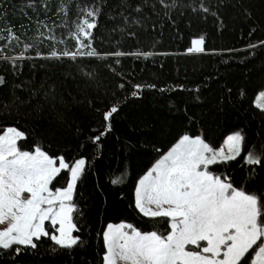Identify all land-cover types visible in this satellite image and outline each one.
<instances>
[{"label":"trees","instance_id":"16d2710c","mask_svg":"<svg viewBox=\"0 0 264 264\" xmlns=\"http://www.w3.org/2000/svg\"><path fill=\"white\" fill-rule=\"evenodd\" d=\"M204 3L217 16L193 11L199 0H175L170 9L158 0H0V105H10L0 106V129L23 131L21 150L40 146L69 165L86 161L72 201L81 243L61 249L44 237L19 255L0 250V264H102L109 223L167 234L165 219L135 207V189L185 134L217 148L242 132L241 155L209 170L237 188L264 191V165L245 163L249 149L264 142V112L255 106L264 89V0ZM86 11L97 12L91 45L98 55L64 56L77 51L72 34ZM201 36L205 52L188 53ZM13 97L25 103L12 104ZM114 105L117 113L105 121ZM68 181L62 170L50 188Z\"/></svg>","mask_w":264,"mask_h":264},{"label":"snow or ice","instance_id":"6c2138e0","mask_svg":"<svg viewBox=\"0 0 264 264\" xmlns=\"http://www.w3.org/2000/svg\"><path fill=\"white\" fill-rule=\"evenodd\" d=\"M158 2L169 9L175 6V0ZM199 3L201 7L197 9L193 5V11L217 16L204 0ZM141 10L140 6L135 8L137 12ZM96 15L95 11H86L72 34L77 40V51H65L64 56L75 59L77 55H98L91 45ZM204 44V36L194 39L187 52L204 53ZM254 47L257 45H249ZM84 48L89 50L85 52ZM56 55L52 53L53 57ZM113 55L119 57L126 53L117 51ZM133 55L147 58L152 53ZM5 83L0 76V86ZM134 87L139 90L142 86ZM17 102L25 103L13 97L12 104ZM255 106L264 112V91L258 94ZM117 111L118 105L112 106L104 114V120L109 121ZM106 131H111L110 123ZM105 134L100 133L93 142ZM26 138L16 127L0 129V250L19 255L25 249H37V242L44 237L61 249H73L81 239L73 235L78 227L73 215L77 207L72 201L86 161L80 158L70 166L63 156L49 155L40 146L33 151L21 150L18 142ZM244 142L245 136L240 131L229 135L225 140L226 155L223 148L213 149L200 136L180 137L139 180L135 189V207L139 212L151 219H165L170 231L167 234L156 230L145 232L131 223H109L103 232L106 252L102 264H264V191L237 188L227 177L209 170L210 165L240 156ZM245 163L264 165V142L249 149ZM61 170H68L71 180L66 187L52 190L50 185ZM120 179L115 178L112 183H119ZM46 222H50L54 231L46 227Z\"/></svg>","mask_w":264,"mask_h":264},{"label":"rangeland","instance_id":"374dc122","mask_svg":"<svg viewBox=\"0 0 264 264\" xmlns=\"http://www.w3.org/2000/svg\"><path fill=\"white\" fill-rule=\"evenodd\" d=\"M89 19H92V18H89ZM81 20H82V19H80V21L78 22V24L81 22ZM75 30H76V28H75ZM76 41H77V40H76ZM84 42H85L86 44L88 43L87 40H85ZM77 48H78V44H77ZM84 49H85V48H84ZM84 49H83V50H84ZM87 49H88V48H87ZM262 91H264V89H263ZM257 96H258V95H257ZM256 98H257V97H256ZM255 103H256V100H255ZM234 133H235V132H234ZM234 133H231V134H234ZM231 134H229V135H231ZM229 135H227V136L225 137V139L223 140L222 144H221L219 147H217V148H213V149H215V150H219V149L223 148V149H224V153L227 155V154H228V148H227V145L225 144V140L227 139V137H228ZM177 142H178V141H177ZM173 146H174V145H173ZM173 146H172V147H173ZM170 149H171V148H170ZM170 149H169V150H170ZM169 150H168V151H169ZM168 151H167V152H168ZM167 152H166V153H167ZM166 153H165V154H166ZM163 155H164V154H163ZM160 158H162V156H161ZM160 158H159V159H160ZM159 159H158V160H159ZM158 160H157V161H158ZM157 161H156V162H157ZM156 162H155V163H156ZM155 163H154V164H155ZM154 164H153V166H154ZM71 165H72V164H71ZM71 165H70V166H71ZM57 166H58V160H57ZM153 166H152V167H153ZM152 167H151V168H152ZM151 168H150V169H151ZM150 169H149V170H150ZM149 170H148V171H149ZM61 171H62V170H61ZM148 171H147V172H148ZM147 172L143 175V177L147 174ZM143 177H141V179H142ZM70 180H71V174H70V172H69V181H70ZM69 181H68V182H69ZM138 183H139V182H138ZM138 183H137V186H138ZM25 195H27V194H25ZM46 223H48L49 226L52 228V225L50 224V222H46ZM119 223H125V222H119ZM119 223H112V224H119ZM169 227H170V224H169ZM52 229H53V228H52ZM53 230H54V229H53ZM169 231H170V230H169ZM189 247H192V246H189Z\"/></svg>","mask_w":264,"mask_h":264}]
</instances>
